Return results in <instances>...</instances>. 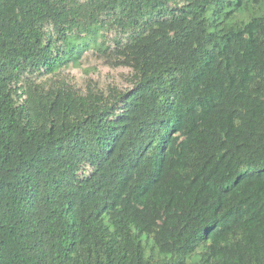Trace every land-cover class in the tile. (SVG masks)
Here are the masks:
<instances>
[{
	"label": "trees",
	"instance_id": "trees-1",
	"mask_svg": "<svg viewBox=\"0 0 264 264\" xmlns=\"http://www.w3.org/2000/svg\"><path fill=\"white\" fill-rule=\"evenodd\" d=\"M0 264H264V0H0Z\"/></svg>",
	"mask_w": 264,
	"mask_h": 264
},
{
	"label": "rangeland",
	"instance_id": "rangeland-1",
	"mask_svg": "<svg viewBox=\"0 0 264 264\" xmlns=\"http://www.w3.org/2000/svg\"><path fill=\"white\" fill-rule=\"evenodd\" d=\"M240 19L247 20L235 13L227 20V24H233ZM110 43H112L115 34H108ZM47 86L68 85L79 92L87 93L89 91L108 93L111 88H117L121 91H126L132 87V71L127 67H116L106 58L99 54H88L81 66L63 67L55 75H49L38 80ZM144 245L146 246L147 254L152 252L151 242L148 243L147 236H144ZM203 246H199L194 254L188 257L187 262H197ZM156 260H166L169 255L159 254L158 251L154 254Z\"/></svg>",
	"mask_w": 264,
	"mask_h": 264
}]
</instances>
